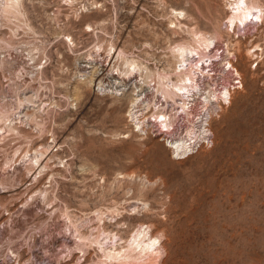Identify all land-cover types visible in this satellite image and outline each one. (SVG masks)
Returning <instances> with one entry per match:
<instances>
[{
    "label": "rangeland",
    "instance_id": "rangeland-1",
    "mask_svg": "<svg viewBox=\"0 0 264 264\" xmlns=\"http://www.w3.org/2000/svg\"><path fill=\"white\" fill-rule=\"evenodd\" d=\"M233 2L0 0V264H264V15ZM161 111L211 141L177 157Z\"/></svg>",
    "mask_w": 264,
    "mask_h": 264
},
{
    "label": "bare ground",
    "instance_id": "bare-ground-1",
    "mask_svg": "<svg viewBox=\"0 0 264 264\" xmlns=\"http://www.w3.org/2000/svg\"><path fill=\"white\" fill-rule=\"evenodd\" d=\"M15 1V0H14ZM235 2H233L234 3V5H235V9L237 10L236 11V14L237 15H239V17H240V20L241 21H247L248 20V17L250 16V17H252V16H256V17H258V18H261L262 19V17H263V15H262V17L261 16H257L258 14L255 12L257 9H259V7L257 6V5H254V4H251V2L249 3L248 1H246V0H234ZM12 3V2H11ZM9 4V3H8ZM13 6V5H12ZM260 12H262L261 11V7H260ZM234 15H235V13H234ZM202 36V35H201ZM200 39V38H199ZM202 39V38H201ZM206 39V38H205ZM204 40V39H203ZM213 39L212 38H207L206 40H204L205 41V45H206V48H209V44H211V42L213 43V41H212ZM202 44V43H201ZM201 46V45H200ZM202 46H204V45H202ZM259 47V46H258ZM195 49L197 48V47H194ZM194 49V50H195ZM194 50H193V47H192V44L191 45H180L179 47H177V49H176V54L175 55H177L176 56V60H177V63L178 64H182V63H184L185 64V62L187 61V60H189L190 58H188L189 57V55H191L190 57H192L193 56V52H194ZM251 52H249V54H250ZM256 52H254L253 54H251L250 56H252V55H254ZM200 55H204V52L202 53V54H200ZM202 58V57H201ZM203 59V58H202ZM133 65H134V63L133 62H131ZM230 63V62H229ZM180 64V65H181ZM130 65V64H129ZM230 65L231 66H233L232 65V63H230ZM135 66V65H134ZM178 66V65H177ZM177 66H175V68H174V70H173V72L175 73V79H173L172 77L171 78H167L166 76V78H163V80H162V84L164 85V87H165V92H168V93H173V94H176V95H178L180 98H182L184 101H185V103H186V100L188 99V98H190V97H194V95H195V90L198 88V87H196V83H194L193 82V79H195L194 78V74H193V70L191 69V68H188V66H187V68H185L184 70H181L180 68H178ZM203 67V66H202ZM142 70V69H141ZM140 71V70H139ZM237 71V70H236ZM174 75V74H173ZM161 78V79H162ZM192 82H193V84H192ZM197 82V81H196ZM198 83V82H197ZM136 89V88H135ZM139 91V90H138ZM137 91V89L134 91L135 93H134V98H133V101H132V108L133 107H135L136 105H134V104H136L137 102H138V100H139V98H140V96H141V92L139 91L138 92ZM199 91V90H198ZM225 94L227 95H231V93H230V90H227V92H225ZM225 94H224V96H225ZM213 95V94H212ZM211 96V95H210ZM210 96H208V97H210ZM214 96V95H213ZM188 97V98H187ZM189 100V99H188ZM141 102V101H140ZM139 102V103H140ZM138 103V104H139ZM132 108H131V110H132ZM131 116H134V118H135V120H137V123L139 124V122H140V118L139 117H137L136 115H135V113H134V111H132L131 112ZM159 116H160V118L161 117H163L164 119H162L163 121H161L160 119V122H164V124L167 126H170L165 120L166 119H168V121H169V123H170V121L171 120H169V117L167 118L166 117V113L165 112H163V111H161L160 113H159ZM169 116H171V115H169ZM209 120L210 119H205V120H201V122H200V124L198 125V126H196V128H195V126L193 125V127H187L186 128V130L184 131V133L183 134H185V135H183L182 137H173L172 138V136H173V133L172 132H170V138L171 139H167V143H168V147H170V149H172L173 150V154L174 155H176L177 157H182V156H186V155H188V153L189 152H191L192 150H193V148H194V146H193V143H192V140H195L196 138H198V137H202L203 139L204 138H206V137H208L209 138V133H210V130H209ZM172 121H173V119H172ZM142 123V122H141ZM140 123V124H141ZM171 124V123H170ZM167 126V127H168ZM144 128V127H143ZM196 130H195V129ZM176 132V131H175ZM165 133H167V131L165 132ZM201 139V138H200ZM192 153V152H191ZM144 235V234H143ZM142 236V235H141ZM152 236V235H151ZM150 237V236H149ZM147 238V237H146ZM151 238H149V240H150ZM142 240V239H141ZM152 241H153V239H152ZM154 241H155V239H154ZM153 241V242H154ZM141 243V242H140ZM147 243H149V242H147ZM136 244V243H135ZM154 244V243H153ZM148 245V244H147ZM132 246V245H131ZM137 246V245H136ZM139 246H140V244H139ZM151 246V245H150ZM147 247V246H146ZM134 249V248H133ZM145 249V248H144ZM135 250V249H134Z\"/></svg>",
    "mask_w": 264,
    "mask_h": 264
},
{
    "label": "built area",
    "instance_id": "built-area-1",
    "mask_svg": "<svg viewBox=\"0 0 264 264\" xmlns=\"http://www.w3.org/2000/svg\"><path fill=\"white\" fill-rule=\"evenodd\" d=\"M235 83H240V81H239V79H235ZM196 87H198L197 86V83H196ZM162 119H164V118H162ZM161 119V121H163ZM169 125H170V128H169V130L167 131V132H173V130L175 129V126H176V123L175 122H172V121H170V123H169V121H168V119H166L165 120ZM176 121V120H175ZM150 124L151 125H153L155 128H157L160 132H164L165 130H161V125H163L164 124V122H160V120L159 119H153V120H151L150 121ZM208 140L209 141H211L210 140V137L208 138V137H206V138H204L203 139V141H197V138L195 139V140H192V143H193V146H195L196 147V145L199 147V146H201V145H204L205 143H207L208 142ZM197 148V147H196ZM192 152V151H191ZM190 153V152H189ZM188 153V154H189ZM185 156V155H184Z\"/></svg>",
    "mask_w": 264,
    "mask_h": 264
}]
</instances>
